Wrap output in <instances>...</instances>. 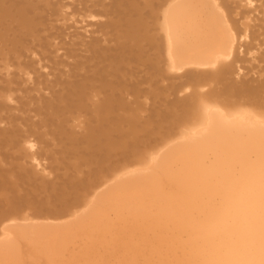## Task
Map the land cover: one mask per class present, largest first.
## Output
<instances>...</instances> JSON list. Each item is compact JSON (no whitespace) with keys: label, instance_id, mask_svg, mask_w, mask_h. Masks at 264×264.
Here are the masks:
<instances>
[{"label":"bare ground","instance_id":"obj_1","mask_svg":"<svg viewBox=\"0 0 264 264\" xmlns=\"http://www.w3.org/2000/svg\"><path fill=\"white\" fill-rule=\"evenodd\" d=\"M84 22L94 29L82 27L86 39L79 44L83 52L78 59L67 47V43L72 48L78 45L72 39L74 33L67 31ZM106 24H114L115 31L103 33ZM260 42L264 44V0H0V68L6 72H0V89L8 91L0 95L5 97V101L0 98V108H10L11 102L18 106L16 93L21 92L18 96L27 99L32 112L48 110L50 119H39L41 126L39 121L32 124V132L31 124L29 129L21 126L23 135L25 130L30 133L22 140V159H29L34 170L41 165L36 139H43L42 148L51 145L48 127L52 122L64 123L65 133V123L71 122L66 115L91 106V112L102 116L100 124L108 121L113 126L122 101L117 91L121 85L128 94H137V99L148 91L157 96L158 83L172 79L196 84L213 80L218 85L227 75L241 71L243 54L260 47ZM61 51L54 59L53 54ZM60 62L65 63V72L73 74L60 78L63 68L58 74L41 72L51 65L58 68ZM107 62L112 72V64L122 63L111 79L104 74L107 64L102 63ZM33 65L39 68L30 69ZM131 65L130 72L119 74ZM13 69L20 72L13 73ZM39 69L42 74L37 75ZM150 79L152 84L146 89L143 84ZM98 88H109L108 98L101 100L99 90V95H92L96 100L86 104L89 91ZM29 90L34 93L22 97ZM248 90L243 97L222 90L203 94L189 127L162 139L141 159L125 160L90 178L75 201L58 212L20 218L21 210H7L0 220V264H264V97L256 99ZM56 111H63L64 119L56 114L55 120ZM3 120L0 117V133L10 135ZM43 127L47 131L40 132ZM98 131L95 138L96 134L85 132L90 146L107 141ZM78 134L69 138L79 146L82 136ZM111 135L108 140L112 141ZM9 139L10 148L20 144ZM42 167L49 168L48 164Z\"/></svg>","mask_w":264,"mask_h":264},{"label":"rangeland","instance_id":"obj_2","mask_svg":"<svg viewBox=\"0 0 264 264\" xmlns=\"http://www.w3.org/2000/svg\"><path fill=\"white\" fill-rule=\"evenodd\" d=\"M64 3H67V1H64ZM243 5H245V4H243ZM96 20H94V21H96ZM84 26L87 27L88 23L84 22L81 24L80 23L75 24V26L72 29L67 31L68 34L74 33L73 34L74 36L72 37V39H73V41H76L78 43V45L81 43V41L83 39H86L85 30L82 28ZM93 29L94 28L92 26L87 27V30H89V31H92ZM108 30L114 32L115 31L114 24H106L105 29L103 30L104 31L103 33H106V31H108ZM103 33H100V36L103 35ZM95 35H97V34H95ZM87 36H91V34H88ZM65 40L62 39V42L67 43V40L66 41ZM257 43H259V42H257ZM257 43L255 45H257ZM261 44L262 45H260V47H259V45L257 47L254 46V47L258 48L259 50L258 49L254 50V49H256V48H254L251 51H249L250 53L248 51H246L247 53L245 52L246 54H243L245 56V58H244L245 60H243V63H245V64L240 65V64H242V62L239 64V68H241V71L236 70L237 72H235L234 74L232 73L230 75H227L226 79L225 80L223 79V81L221 80L222 81V82H220L221 84L219 83L218 85L217 84L215 85V83L212 82L213 80L205 81L202 84H196L195 82H190V81L186 82L185 79H182V80L172 79L173 81L170 80L171 81L170 82L168 80V83H167V81L164 83L159 82L160 84L158 83V86H160L161 88L158 86L156 87L157 84L154 86V87L160 89V90H158L159 92L157 91V96L154 95V93H150L148 91L145 93V95L142 96V99H137L138 98L137 94H134V95L128 94V90H127L126 86L121 85L120 87H118L117 91L120 93L122 101H120L121 105L117 109V113H116L117 114V122L113 123V126L115 125L114 127L112 125L109 126L108 121L107 122L103 121L102 124H100V119L102 116L101 115L99 116L94 111L91 112V110H92L91 106H89L88 110H84L85 113L83 110H74V111H72L71 114L66 115L67 118H70L69 120H71L72 123L69 121L67 124L65 123V125H66L65 126V128H66L65 133L62 132L63 131L62 125L64 123L61 125V124H59V121H56V123L52 122L54 127L51 125L48 127V130H50L48 139L51 142V145L49 147H43L42 148V146H43L42 140L43 139L42 140L36 139L37 142H39V143H37V142L35 143L36 144L35 152H37L38 154L41 155V156H38L39 163L41 165L38 168H35L34 170H33V168H31L32 166H30V164L28 163L29 159L28 160L24 159V158L22 159V157H24V154H25V150L23 149L24 143L22 142V140L24 139V137L29 136L30 133L29 132L27 133L25 130L26 134L23 135L24 133H22V132H24L23 131L24 128L22 129L21 126H24L25 129L26 128L29 129L31 127L29 129V131L32 132V130H31V129H33L32 124H35L38 121L40 123L39 119H44V120H47L48 118L50 119V115H48V110H46L47 113H46V111H44L45 113H43V112L42 113L41 112H38V113L32 112V109H30V108H32L33 106L26 103V101H27L26 98L28 96L27 94L31 95L32 93H34L33 90H29V92H27V93L24 92L25 95L22 94V97H24L26 100L22 99L21 95L18 96L21 92L19 93V92H17V90H15L14 94L17 92L15 99H17L18 102L16 100H14V101H16L15 103H17L18 106L15 105V107H14V105H12L13 102H11V103L8 102L11 104L10 108H9V106H7V107L4 106L3 110H2V108H0V115H1L0 117L4 118L2 125H4L6 123L3 127H6L9 131V134H10V135L6 136L5 134L0 133V142L3 143V144L2 143L0 144V156H2L0 158V167H1L0 168V171H1L0 172V182L2 181L0 183V220L4 216H6L7 213H9V212L11 213L14 211L17 212L19 210H21L20 218H22V217L28 216L30 214H35V213H40V212H49V213L58 212V210L60 211V210L64 209V207L68 206L67 203L70 200H71L70 202L75 201V198H77V196L83 191V189L88 186L90 181L96 179V177H98L102 172H108L109 170H106L107 168L111 169L112 166L117 165V164H121L125 160H128V159H130V160H138L139 158L141 159L144 155L150 154V152H151L150 150L154 146H156V144L158 145L162 139L171 137L173 133L176 134L183 127L184 128L189 127L190 126L189 124L192 122V120L194 119V116H195V109L194 108H195V106L196 107L201 106V103L203 101L202 98H204V97H202V95L205 93H211L212 90H214V91L222 90V92L227 93V95H236V96L238 95L239 96L241 94L240 97H243L244 94L247 95V93L249 92L248 89H250V91H251L250 95L253 96L254 98L259 99V98L264 97L263 96L264 95V58H263L264 57V50L262 51V49H264V44L263 43H261ZM77 46H76V48H77V50H76V48H72L71 43H67V47L71 48L73 51H75V54L77 53L76 55L79 56L77 58L80 59V58H82L80 52H83V51H81L82 48H79V47H81V45H79L78 47ZM29 47H31V46H29ZM9 48H12V47L11 46L6 47L5 51H8ZM48 49H50V48H48ZM251 52L254 54H252ZM62 53H64V52L61 51L58 54H53V58L56 59V56L61 55ZM248 53H249L250 57L248 56ZM256 53H258V54H256ZM251 54L253 55V57L251 56ZM249 58H250V61H249ZM253 58H255V59L253 60ZM66 59L67 58L65 57V60ZM251 59H252V61H251ZM253 61H254V63H251ZM62 63L63 62H60V65H57L58 68L52 67V65H51L49 67V69L45 68V69L41 70V72L45 71L44 73H46V72L52 71V72H55L58 74L59 73L58 69L63 68V69H60L62 72H61V74L59 73V75H58L60 78H62L61 75L63 76V78H65V75L73 74V72H65L64 70L67 71V69H65L66 65H65V63H63V64ZM106 64H107V66H106ZM110 64L111 63H109V62H107L105 64L102 63L103 66H106V69L109 72L104 71L105 73L104 72L101 73V75L103 73L105 75H106V73H107V75L109 74L108 75L109 79H111L110 75L114 76V74H112V73L116 72L117 68H119L118 66H120V64H122V63L118 64V66L112 64V66H114L113 72H112L111 68L109 69V67H108V65H110ZM53 65H54V63H53ZM244 65H246V66H244ZM103 66H101L102 69H103ZM128 67L130 68V67H132V65L120 69L119 74L124 75V74H127L128 72H130V70L127 69ZM37 68H39V65H33V66H31L30 69L36 70ZM55 68H56V70H54ZM15 70L19 71V69L18 70L13 69L12 72ZM80 70H82V69H80ZM1 71L5 72V69L0 68V72ZM38 72H37V75L42 74V73H40V69ZM66 73H69V74H66ZM238 74H240V75H238ZM232 75H234L233 78L231 77ZM52 76H54V74ZM25 77H27V76H25ZM234 77H236V78H234ZM47 78H51V77H47ZM66 78H67V76H66ZM15 79L18 82L19 77H16ZM237 80L239 81V83ZM1 82L3 83V79H0V85H1ZM223 82H224V85L222 84ZM169 83H170V85H169ZM212 83L216 87L213 88L214 85ZM227 83H229L230 86H229V84L227 85ZM247 83H248V85H247ZM151 84L152 83H151V79H150L149 81L147 80V82H145V84H143V85L147 89L146 85H148V88H149V86H151ZM7 85L8 84L5 83V86H7ZM64 85L68 86L66 84H64ZM167 85L169 88H166ZM171 86L172 87L174 86V87L172 88ZM217 87L218 88L220 87V88L218 89ZM244 87H245V89H244ZM20 88H24V85L23 84H22V86L20 85ZM122 88L124 90H122ZM188 88H189V90H188ZM108 89L106 88L105 89L106 91H104V89H100V88L96 89V91L90 90L89 91L90 93H88L89 95H87V98H86L87 99L86 104H87V102H89L93 98L94 95H96V94L99 95L101 90H102V93H100L99 97L101 98V100H104L105 98L107 99L108 98L107 96L110 95V91ZM174 89H176V90H174ZM232 89L235 91H233ZM99 90H100V92H98ZM3 91H5L6 93L8 92L6 87H5V89L2 88V89H0V95L6 94L5 92L3 93ZM93 91H95L97 93H94ZM167 91H168V93H167ZM230 92H232V93H230ZM172 94H173V96H172ZM176 95H178V96H176ZM122 96H124V97H122ZM125 96H126V98H125ZM127 96H129V97L127 98ZM130 97H132V98L130 99ZM143 97H147V98L143 99ZM149 97H151V98H149ZM4 98L5 97H2L1 99L3 100ZM172 98H173V100H172ZM93 100H96V98H93ZM136 100H137V102H136ZM3 101H5V99ZM151 101H153V102H151ZM154 103L157 105V107ZM88 104H90V103H88ZM148 105H149V108H148ZM16 106L19 108H16ZM89 109H91V110H89ZM15 110L19 111V112L15 113L16 112ZM88 111H90L89 114H87ZM4 112H6V114H4ZM61 112L63 113V111H56V113L53 114L55 120L58 116L61 117V119H64V117H63L64 114L61 115ZM94 113H95V115H94ZM10 114H11V116H9ZM13 114H15V115H13ZM56 114L58 116H56ZM76 114H78L79 116ZM83 114H84V116H83ZM93 115H94V117H93ZM39 116H41V118ZM80 116L82 118H80ZM7 117L9 120L7 119ZM75 117H76V119H75ZM88 117L90 118V120ZM95 117H96V119H95ZM109 118H110V115H109ZM174 119H175V121H174ZM6 120H7V122H6ZM24 120H25V122H27V124L24 122ZM73 120L75 122H77V124H75V122H73ZM77 120H79V121H77ZM133 120H134V122H133ZM8 122L9 123L11 122L12 125L9 124ZM20 122H22V123H20ZM81 122H83V123H81ZM180 122H182V123H180ZM25 124H26V126H25ZM28 124H31V126L29 125L30 126L29 127ZM73 124H74V128L72 127ZM19 125H20L21 130L19 128L17 130V128H16ZM177 125H179V126H177ZM40 126H41V123H40ZM99 126H100V128H99ZM0 127H1V125H0ZM55 127L56 128L58 127L59 129L58 128L56 129ZM13 128H16V131H14ZM98 128L100 129V132L103 129L106 130V133L101 132V134H102V136H105L104 138H106L107 141H104L103 146H100L99 144H101L102 142L99 143L98 141L94 142V144L92 146H90L89 143H87L88 140H87V138H85L86 136L84 134H85V132L87 133L90 131L89 135L93 136V134H96L93 137V138H95L97 136V133L99 132ZM91 129H92V131H91ZM43 130L47 131V129L46 128L44 129V127H43L40 132H43ZM54 130H55V132H54ZM116 130H118L119 133L116 132ZM59 131H60V133H59ZM52 132H54V133H52ZM76 132H77V134H78V132L81 133V134H78L79 135L78 137H80V136L83 137V138L80 137L81 141L79 142V146L77 145L78 142L76 140H74L75 144L72 143V141H71V138L75 137L77 135ZM164 134H165V136H164ZM66 135L68 138H69V136L71 137V138H69L70 140H68ZM108 135H111L114 140H112V141L108 140V138H109ZM51 136H53V137L51 138ZM9 138H14L13 140L18 141L20 144L17 145L15 148H13V147L10 148L11 141L8 143V141L10 140ZM55 138H56V143L52 142V139H55ZM116 141H117V144L115 143ZM111 142H113V143H111ZM111 144H114L115 146L113 147V149H111V152H110L109 146ZM87 145H88V147H87ZM119 145H120V147H119ZM40 146H41V148H40ZM76 146H78V147H76ZM50 149L51 150L54 149L53 150L54 152L51 151ZM104 149H105V152H104ZM108 149H109V151H108ZM67 150L68 151L70 150L71 152H68ZM72 151L75 153L76 156L73 155L74 153ZM122 151H124V152H122ZM10 154H11V156H10ZM18 155H21V156L18 157ZM54 156H55V158L51 159V157H54ZM48 157H49V159H48ZM57 159H59V160H57ZM26 160H27V162H26ZM120 160H122V161H120ZM11 162H13V163H11ZM54 162L55 163L58 162L57 163L58 166H54V165H56V164H54ZM24 163H26V164L24 165ZM39 163H34V164L37 165ZM61 163H63L62 164L63 166L61 165ZM47 164H48L49 168H46V170H44V167H42V165L47 166ZM26 165H28V166H26ZM95 165H97V166H95ZM109 165H110V167H109ZM88 166H91V167H88ZM26 168H27V170H26ZM61 169H64V171L63 170L61 171ZM37 170L38 171L40 170V172L36 173ZM71 170H72V172H71ZM96 171L99 173L97 174ZM61 173H63V174H61ZM81 175H82V178H81ZM38 176H40V177H38ZM61 176H63V177H61ZM66 176H67V178L65 179ZM79 177H80V179H79ZM9 178H11V179H9ZM51 178H52V180H51ZM90 178L92 180H90ZM76 191H78V193ZM12 194H14V195H12ZM7 198H9V199H7ZM45 200H47V201H45ZM28 201H30L31 205ZM28 204H29V206H28ZM33 204H34V206H33Z\"/></svg>","mask_w":264,"mask_h":264}]
</instances>
